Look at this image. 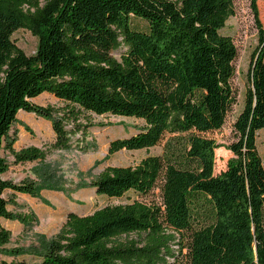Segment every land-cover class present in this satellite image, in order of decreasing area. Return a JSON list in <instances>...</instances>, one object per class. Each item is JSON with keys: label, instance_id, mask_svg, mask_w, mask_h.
<instances>
[{"label": "trees", "instance_id": "1", "mask_svg": "<svg viewBox=\"0 0 264 264\" xmlns=\"http://www.w3.org/2000/svg\"><path fill=\"white\" fill-rule=\"evenodd\" d=\"M258 1L250 0L258 44L233 124L236 141L227 147L232 157L225 170L215 175L217 144L206 135L222 128L235 102L237 50L222 33L234 15L233 0H0V219L12 218L6 190L35 196L31 187L2 179L8 168L3 150L17 163L70 150L83 144L90 115L144 123L134 135L110 139L109 154L164 141L160 155L134 167H107L92 183L108 199L129 192L146 197L158 189L159 204L134 201L87 216L69 214L57 240L33 264H264ZM134 21L144 22L145 30ZM21 29L38 39L33 55L12 42ZM44 93L62 107L33 103ZM19 112L51 122L47 151L14 150L10 132ZM133 234L136 239H129ZM10 237L0 225V247Z\"/></svg>", "mask_w": 264, "mask_h": 264}, {"label": "rangeland", "instance_id": "2", "mask_svg": "<svg viewBox=\"0 0 264 264\" xmlns=\"http://www.w3.org/2000/svg\"><path fill=\"white\" fill-rule=\"evenodd\" d=\"M233 6L234 15L228 19L222 33L232 38L237 50L232 82L235 102L222 128L206 135L217 144L215 175L225 170L227 161L232 157L227 147L236 141L233 124L243 108L251 58L258 44L250 0H233ZM257 10L264 27V0L257 2ZM134 25L145 30L142 21H134ZM11 39L27 56L37 50L38 39L27 30L16 31ZM33 103L54 107L55 110L62 107V103L48 93L38 96ZM81 123L85 121L81 120ZM87 123L90 126L83 144L67 151H48L42 161L17 163L8 151L1 152L8 164L2 179L16 186L31 187L35 196L10 190L3 193L12 218L0 219V225L11 233L9 242L0 247V264L38 262V258L57 240L69 214L87 216L105 206L131 204L134 201L160 203L158 189L146 197L129 192L120 199H108L97 195L92 183L107 167H134L148 156L160 155L164 141L149 150H121L109 154L110 139L134 135L144 123L134 118L111 115H90ZM10 135L16 136L15 151L28 148L47 151L53 131L50 121L23 112L18 114ZM77 137H81V134H77ZM256 147L264 167V129L256 133ZM136 236L130 235L129 239H136ZM176 264H181L180 260Z\"/></svg>", "mask_w": 264, "mask_h": 264}, {"label": "crops", "instance_id": "3", "mask_svg": "<svg viewBox=\"0 0 264 264\" xmlns=\"http://www.w3.org/2000/svg\"><path fill=\"white\" fill-rule=\"evenodd\" d=\"M19 113H23V112H19ZM19 113H18V114H19ZM17 117H18V115H17Z\"/></svg>", "mask_w": 264, "mask_h": 264}]
</instances>
